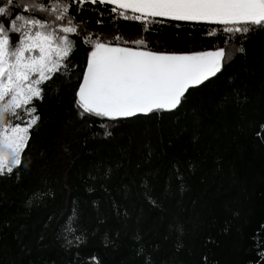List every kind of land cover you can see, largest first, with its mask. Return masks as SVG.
Wrapping results in <instances>:
<instances>
[{
	"label": "trees",
	"instance_id": "1",
	"mask_svg": "<svg viewBox=\"0 0 264 264\" xmlns=\"http://www.w3.org/2000/svg\"><path fill=\"white\" fill-rule=\"evenodd\" d=\"M65 2L79 25L75 48L29 106L40 119L21 165L0 176V264H264V29L149 18L145 31L108 4L77 12ZM86 37L133 49L143 40L139 50L169 54L223 47L227 56L177 110L81 118Z\"/></svg>",
	"mask_w": 264,
	"mask_h": 264
},
{
	"label": "snow or ice",
	"instance_id": "2",
	"mask_svg": "<svg viewBox=\"0 0 264 264\" xmlns=\"http://www.w3.org/2000/svg\"><path fill=\"white\" fill-rule=\"evenodd\" d=\"M79 12L85 4L114 5L110 9L124 20L145 22L149 18L194 21L222 25L224 33H248L252 26L264 29V0H74ZM15 0L0 6V176L12 174L21 163L30 139L29 130L40 119L35 115L34 99H43L41 87L66 67L65 61L75 48L69 34H77L79 25L69 16L65 0H31L15 5ZM48 12L56 24L23 14ZM131 13L129 15L128 13ZM100 23V21H97ZM13 34L18 39L13 42ZM216 35L215 30L208 32ZM119 37L116 38L119 41ZM136 49L112 42L85 38L91 47L83 80L75 91V106L85 114L109 119L130 118L138 114L177 110L186 93L221 73L227 56L221 47L191 54H160L139 50L143 40H135ZM241 51L243 49H240ZM21 112L29 117L22 120ZM8 116L21 120L13 124ZM22 124L24 126H22ZM110 134V133H108Z\"/></svg>",
	"mask_w": 264,
	"mask_h": 264
},
{
	"label": "water",
	"instance_id": "3",
	"mask_svg": "<svg viewBox=\"0 0 264 264\" xmlns=\"http://www.w3.org/2000/svg\"><path fill=\"white\" fill-rule=\"evenodd\" d=\"M108 5H110V6H113L114 7V5H111V4H108ZM157 18H159V19H166V18H160V17H157ZM166 20H168V19H166ZM179 22H188V23H203V24H209V23H204V22H194V21H179ZM160 54H169V53H160ZM86 69V68H85ZM83 80V79H82ZM82 82V81H81ZM194 88V87H193Z\"/></svg>",
	"mask_w": 264,
	"mask_h": 264
},
{
	"label": "rangeland",
	"instance_id": "4",
	"mask_svg": "<svg viewBox=\"0 0 264 264\" xmlns=\"http://www.w3.org/2000/svg\"><path fill=\"white\" fill-rule=\"evenodd\" d=\"M22 126H24V125L22 124Z\"/></svg>",
	"mask_w": 264,
	"mask_h": 264
}]
</instances>
